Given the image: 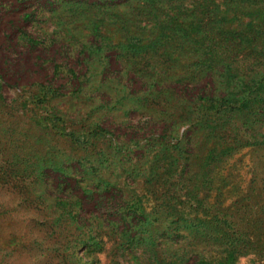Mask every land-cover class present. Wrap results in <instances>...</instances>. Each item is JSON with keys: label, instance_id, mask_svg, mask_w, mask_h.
<instances>
[{"label": "rangeland", "instance_id": "1", "mask_svg": "<svg viewBox=\"0 0 264 264\" xmlns=\"http://www.w3.org/2000/svg\"><path fill=\"white\" fill-rule=\"evenodd\" d=\"M0 264H264V0H0Z\"/></svg>", "mask_w": 264, "mask_h": 264}]
</instances>
